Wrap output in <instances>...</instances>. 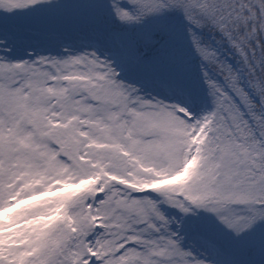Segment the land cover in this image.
Instances as JSON below:
<instances>
[{
  "label": "snow or ice",
  "instance_id": "6c2138e0",
  "mask_svg": "<svg viewBox=\"0 0 264 264\" xmlns=\"http://www.w3.org/2000/svg\"><path fill=\"white\" fill-rule=\"evenodd\" d=\"M0 264H264V0H0Z\"/></svg>",
  "mask_w": 264,
  "mask_h": 264
}]
</instances>
